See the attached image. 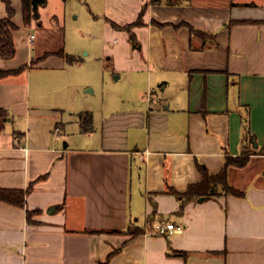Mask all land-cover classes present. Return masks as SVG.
<instances>
[{
	"label": "crops",
	"instance_id": "obj_1",
	"mask_svg": "<svg viewBox=\"0 0 264 264\" xmlns=\"http://www.w3.org/2000/svg\"><path fill=\"white\" fill-rule=\"evenodd\" d=\"M9 1L15 53L0 67H29L0 79V187L26 193L0 200V264H264V155L237 167L241 196L179 214L168 192L199 182L197 163L216 174L240 155L245 120L264 143V0H45L27 24ZM79 17L126 86L98 112L65 87L81 59L57 54ZM167 222L182 229L155 232Z\"/></svg>",
	"mask_w": 264,
	"mask_h": 264
},
{
	"label": "trees",
	"instance_id": "obj_2",
	"mask_svg": "<svg viewBox=\"0 0 264 264\" xmlns=\"http://www.w3.org/2000/svg\"><path fill=\"white\" fill-rule=\"evenodd\" d=\"M2 1L5 4L6 15L0 18V58L9 59L13 57L15 53L12 31L16 29V25L12 20V17L14 15V9L10 1L9 0H2ZM21 1H22L23 21L25 24L29 23L32 19L37 18L38 5H41L45 2V0H21ZM150 1L154 3L157 2L158 0H150ZM143 10H144V6L142 8V11ZM136 23H138V20L133 22L132 24L134 25ZM57 54L66 58V60L69 63L77 59L73 55L65 54L61 51H58ZM34 62L35 60H31L30 64L32 65L34 64ZM27 67H29L28 64H22L14 68L0 67V79L8 75L18 74L23 70H25ZM6 117H7V112L4 109L0 108V131L3 129L4 121ZM83 130L88 131L89 127L83 126ZM243 132H244V138L245 140H247L249 146L247 145V148H245L243 152L238 156L226 155L223 168L218 173L210 174L202 164L197 163V167L201 173V179L199 182L188 185L186 190L183 192H177L171 187L168 188V192L175 195L179 200V207L177 209V213L179 214L182 213L185 204L196 197L210 198L221 193H231L237 196H241L244 194L242 190H239L228 183L227 176H228L229 168L232 166L242 167L246 165L251 154L257 153L264 155V143L261 146H256L255 148H253L252 145L254 142L253 141L254 136L250 134L249 126L246 120L244 122ZM25 193L26 190H22V189H9V188L0 187V200L16 206H23ZM127 231L129 234L134 236L144 231V228L132 227L129 228ZM171 254L176 256H182L184 258L186 256V252L183 250H172ZM106 262L107 259L98 262V264H106Z\"/></svg>",
	"mask_w": 264,
	"mask_h": 264
},
{
	"label": "rangeland",
	"instance_id": "obj_3",
	"mask_svg": "<svg viewBox=\"0 0 264 264\" xmlns=\"http://www.w3.org/2000/svg\"><path fill=\"white\" fill-rule=\"evenodd\" d=\"M78 6L80 10L87 14L82 4ZM82 21L80 17L77 20H71L67 31V47L65 50V54L73 55L81 61L67 65L62 75L69 82L65 84L66 90L68 89V92L72 93L78 91L80 95L90 98V104L98 112L109 104H119L126 86L123 82L124 78L115 79L111 72V68L115 65L104 55L99 27L87 28V25ZM78 28L83 31V37ZM44 72L50 74L53 71L47 70ZM87 87L90 88L88 92L84 91ZM237 167L232 166L229 168V170L231 168L232 170L228 171L227 181L231 186L239 188L236 184L237 180L242 177V173L241 175L237 173Z\"/></svg>",
	"mask_w": 264,
	"mask_h": 264
},
{
	"label": "built area",
	"instance_id": "obj_4",
	"mask_svg": "<svg viewBox=\"0 0 264 264\" xmlns=\"http://www.w3.org/2000/svg\"><path fill=\"white\" fill-rule=\"evenodd\" d=\"M33 37V35H30V38L31 39ZM155 232H158V233H165L167 231H180L182 229V225L180 224H173L171 222H167V223H160V224H157L155 226Z\"/></svg>",
	"mask_w": 264,
	"mask_h": 264
}]
</instances>
